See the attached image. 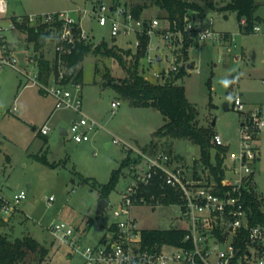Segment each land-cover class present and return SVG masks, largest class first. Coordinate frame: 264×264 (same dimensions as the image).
<instances>
[{"label":"rangeland","instance_id":"1","mask_svg":"<svg viewBox=\"0 0 264 264\" xmlns=\"http://www.w3.org/2000/svg\"><path fill=\"white\" fill-rule=\"evenodd\" d=\"M6 1V12L0 18V55L6 47L14 51L18 62L17 68L5 66L0 70V192L13 199L16 193L24 190L27 198L10 216L3 218L0 230L11 240L30 235L48 247L50 253L41 264H85L80 254L73 253L51 233V225L65 222L75 228L83 245H100L111 233L113 224L120 220L114 211L121 194L132 182L133 164H140L143 145L151 142L164 118L157 109L132 106L118 93L111 81L123 82L128 73L117 59L90 53L80 64L84 71L83 111L102 127L91 133L89 141L76 142L71 134H62V129L69 130L81 115L71 109H55V97L36 82L35 47L28 43L26 33L16 28L12 20L24 22V16H29L30 24L37 26L45 14L69 11L77 18L81 15L83 27L89 34L87 42L99 45L107 41L109 47L135 53L134 35L113 36L111 23L100 25L91 11L95 4L102 2L125 4L130 8L139 0ZM227 1L217 0L220 5ZM258 2L256 13L264 18V0ZM189 13L199 16L192 10ZM164 16L165 12L156 6H150L144 15L149 20L160 18L164 24L151 36L149 57L144 56L139 62V72L152 83L165 81L157 78L155 71L167 68V58L173 59L162 35L167 28ZM211 18L213 29L218 33L216 37L204 41L195 38L186 51L181 48L176 52L180 59L195 64L178 83L186 88L187 98L197 107L199 123L212 125L231 154L239 151L241 124L246 113L258 107L264 113V21L256 24L261 28L259 31L246 33L233 15L225 18L223 13L209 12L204 26ZM55 47L56 44L50 42L43 48L47 58L53 60ZM123 54L130 64L132 57ZM156 54L162 55L164 60L150 66L149 58ZM71 89L75 91V87ZM236 96L242 98L244 111L234 108ZM115 100L121 104L114 111L112 102ZM225 104H229V109H225ZM44 125L50 127L47 135L41 133ZM110 142L111 145H107ZM256 143L260 159L255 165L252 190L257 193L264 210V129L258 134ZM172 149L163 147L158 151L181 156L189 167L198 168L201 150L197 144L176 140ZM38 154L46 155L55 166L36 159ZM126 158L131 164L122 167ZM121 167L119 181L107 196L111 202L105 211L98 213V204L103 198L100 185L109 183ZM50 196L54 199L49 200ZM133 214L142 229L182 225L178 219L171 220V216L179 214L178 209L166 203L155 211L148 205H138ZM90 221L94 223L89 227Z\"/></svg>","mask_w":264,"mask_h":264},{"label":"built area","instance_id":"2","mask_svg":"<svg viewBox=\"0 0 264 264\" xmlns=\"http://www.w3.org/2000/svg\"><path fill=\"white\" fill-rule=\"evenodd\" d=\"M6 9V0H0V18ZM91 13L100 25L111 23L113 36L134 35L136 48L140 45L139 34L147 29L150 40L145 56L148 57L152 34L164 27L160 18H136L131 7L126 8L125 4L102 2L95 4ZM206 17L187 13L183 27L177 21L171 23L166 19L167 28L162 35L173 59L167 58V68L155 71L157 78L166 80L167 75H175L181 70L191 72L195 68V64L180 59L176 52L184 48L187 39L204 41L218 35L213 29V18L204 26ZM31 20L35 18L31 17ZM41 22L58 24L53 28L58 36L55 49L60 55L69 54L77 41L88 40L89 34L83 27L81 15L77 18L69 11L48 13L40 18ZM241 24H247L246 17L241 18ZM259 30L260 27L255 25L254 31ZM156 47L160 48L159 45ZM13 52L3 47L0 70L5 66L17 68L18 60ZM162 60L164 57L156 54L149 58L150 66ZM64 75L65 72L61 71L48 83L36 82L55 97L56 110L71 109L81 115L72 122L66 134H71L76 142L89 141L91 133L102 126L83 111L82 85L63 83ZM73 87L75 91H72ZM120 104L119 100L112 102L114 111ZM234 108L244 111L245 104L240 96L235 97ZM263 129L262 108L248 111L241 124L239 151L229 154L227 150L222 154L224 176L220 181L208 167L193 169L170 152H140V164H134L132 182L121 194L114 211L120 220L113 224L111 233L100 245H83L75 228L65 222L52 224L50 231L73 253L80 254L85 264H264V226L252 222V207L246 200V191L252 190L255 165L260 159L256 142ZM49 130L50 127L44 125L41 133L47 135ZM213 143L228 147L218 133L214 134ZM229 173H233V177L228 176ZM171 194L177 196L178 201L170 205L179 211L177 216H171V220L178 219L182 224L172 228L185 230L184 238L180 244L156 243L151 248L149 244L143 245L142 228L137 225L134 207L148 205L156 210ZM26 198L24 190L16 193L13 199L0 192V216H10ZM53 199V196L49 197V200Z\"/></svg>","mask_w":264,"mask_h":264},{"label":"trees","instance_id":"3","mask_svg":"<svg viewBox=\"0 0 264 264\" xmlns=\"http://www.w3.org/2000/svg\"><path fill=\"white\" fill-rule=\"evenodd\" d=\"M150 6H156L164 11V18L171 23L177 21L180 27H183L184 18L190 10L198 12L199 16H205L209 12H235L240 29L246 33L254 32V26L263 21L256 14L260 6L258 0H229L222 5L218 4L216 0H139L132 4L131 11L136 18H140ZM242 17L247 18L245 26L241 24ZM24 19V22H20L18 19L12 21L16 28L26 33L28 43L35 47L37 80L40 83H48L52 77H58L61 71H65L63 83L82 84L84 71L80 64L86 55L94 53L114 57L128 73V77L123 82L114 83L111 81L118 93L132 106L157 109L164 118L163 125L153 133L150 144L143 147L142 150L154 154L159 152L160 148L165 147L172 151L173 141L188 140L200 147L201 161L198 168L200 166L208 167L218 181L222 179L224 176L222 154L228 150V147L213 143V136L216 132L212 125L203 126L199 123L197 107L187 98L186 88L178 83V80L182 79L187 72L181 70L179 73L169 76L165 81L156 83L150 82L139 72L140 59L146 55L150 40L147 29L139 34L140 45L135 53L131 50L125 51L109 47L107 41H103L99 45L77 41L69 54L60 55L56 52L51 60L45 56L43 48L50 42L57 43L58 36L53 27L58 24L41 22L37 26H32L29 16H24ZM190 44L191 40L187 39L184 51L189 48ZM119 51L132 57L130 64L124 54ZM213 152H215L214 156ZM176 157L181 158V156ZM35 158L48 166H55L48 161L46 155L38 154L35 155ZM129 163L131 164V160L126 158L122 167ZM122 167L114 172L109 183L100 185L101 197L110 196L114 191ZM86 181L89 182V180ZM93 186L95 187V183ZM246 200L252 207V222L264 226V210L257 193L254 190L246 191ZM176 201L178 199L174 194L165 200L168 205ZM93 223L90 221L89 227ZM2 224H4V219L0 216V225ZM185 234V230L177 228L141 230L142 243L143 245L149 244L150 248L156 243L180 244ZM49 253L50 249L33 236L25 235L11 240L0 230V264H41Z\"/></svg>","mask_w":264,"mask_h":264},{"label":"water","instance_id":"4","mask_svg":"<svg viewBox=\"0 0 264 264\" xmlns=\"http://www.w3.org/2000/svg\"><path fill=\"white\" fill-rule=\"evenodd\" d=\"M225 109H229V104H225ZM62 134H66V130H63ZM246 187H247V185H246ZM110 202H111L110 197L101 198L100 202L98 204V213L105 211L108 208Z\"/></svg>","mask_w":264,"mask_h":264},{"label":"crops","instance_id":"5","mask_svg":"<svg viewBox=\"0 0 264 264\" xmlns=\"http://www.w3.org/2000/svg\"><path fill=\"white\" fill-rule=\"evenodd\" d=\"M217 1V0H216ZM7 2V1H6ZM145 13H146V10L144 11V13H143V15L142 16H144L145 15ZM213 13H218V12H213ZM257 14V13H256ZM223 15H224V17L225 18H229L230 16H235L236 18H237V14L235 13V12H231V13H223ZM258 15V14H257ZM259 16V15H258ZM261 17V16H260ZM262 18V17H261ZM263 19V21H264V18H262ZM238 20V19H237ZM258 26V25H257ZM260 27V26H259ZM261 29V28H260ZM227 36H228V34H226ZM225 35V36H226ZM63 130H65L64 128L62 129V131ZM61 131V132H62ZM155 139H157V138H155ZM148 144H150V143H147V144H145V145H143V147H145L146 145H148ZM107 145H111V142L110 143H108ZM134 165V164H133ZM153 211H155L154 209H153Z\"/></svg>","mask_w":264,"mask_h":264}]
</instances>
